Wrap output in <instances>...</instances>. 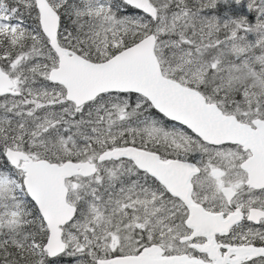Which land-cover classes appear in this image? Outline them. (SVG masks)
<instances>
[{
	"label": "snow or ice",
	"instance_id": "snow-or-ice-1",
	"mask_svg": "<svg viewBox=\"0 0 264 264\" xmlns=\"http://www.w3.org/2000/svg\"><path fill=\"white\" fill-rule=\"evenodd\" d=\"M233 2L0 0V264H264V0Z\"/></svg>",
	"mask_w": 264,
	"mask_h": 264
},
{
	"label": "rangeland",
	"instance_id": "rangeland-1",
	"mask_svg": "<svg viewBox=\"0 0 264 264\" xmlns=\"http://www.w3.org/2000/svg\"><path fill=\"white\" fill-rule=\"evenodd\" d=\"M247 4L248 0H242L239 5L235 4L234 2L229 5L221 4V8L223 10L218 12V15L221 18V22L226 21L230 18L238 19L240 17H247L250 21L254 22L255 15L254 13H251L249 11ZM225 13H227V15ZM249 39L254 40L255 37L250 35Z\"/></svg>",
	"mask_w": 264,
	"mask_h": 264
},
{
	"label": "trees",
	"instance_id": "trees-1",
	"mask_svg": "<svg viewBox=\"0 0 264 264\" xmlns=\"http://www.w3.org/2000/svg\"><path fill=\"white\" fill-rule=\"evenodd\" d=\"M219 7H220V9H222V8H221V5H220ZM222 10H223V9H222ZM219 12H220V11H219Z\"/></svg>",
	"mask_w": 264,
	"mask_h": 264
}]
</instances>
